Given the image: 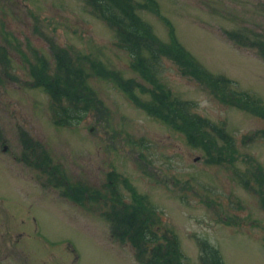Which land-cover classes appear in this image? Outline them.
I'll return each instance as SVG.
<instances>
[{
    "label": "rangeland",
    "instance_id": "obj_1",
    "mask_svg": "<svg viewBox=\"0 0 264 264\" xmlns=\"http://www.w3.org/2000/svg\"><path fill=\"white\" fill-rule=\"evenodd\" d=\"M156 2L157 10L139 12L160 39L171 40L170 21L197 62L234 80L229 91L245 90L264 103V54L227 34L264 37V0ZM58 53L90 71L96 98L94 110L73 124L55 122L54 99L34 79L42 62L57 71ZM89 57L105 70L91 72ZM154 64L172 95L232 139L225 143L210 127L218 156L140 103L152 98V84L89 0H0L2 264H143L139 249L115 233L118 217L138 206L151 231L175 236L191 264H213L205 243L218 248L222 264H264V117L169 57ZM109 69L143 84L134 86L139 102ZM228 148L229 158L214 160ZM46 155L62 174L40 164ZM59 177L86 188V198L64 194Z\"/></svg>",
    "mask_w": 264,
    "mask_h": 264
},
{
    "label": "trees",
    "instance_id": "obj_2",
    "mask_svg": "<svg viewBox=\"0 0 264 264\" xmlns=\"http://www.w3.org/2000/svg\"><path fill=\"white\" fill-rule=\"evenodd\" d=\"M98 13L115 27L119 41L132 56V66L139 71L141 76L152 84V98L149 101L140 102L145 109L160 119L168 123H173L177 128L183 130L188 135L189 140L194 145H202L210 155L218 156L221 148L218 140L212 134L210 127L216 129L221 137L226 139L225 143L231 145V138L224 131L207 118L189 110L186 104L171 94L170 89L158 80L155 62L166 56L180 66L185 74L196 77L223 98H234L238 105L250 108L252 111L264 117V103L251 96L245 90L232 88L229 91V82L234 80L225 76L215 75L204 68L190 52L178 41L174 34V28L170 25L171 40L164 41L155 33L152 25L140 14L141 8H152L157 10L156 0H89ZM227 34L239 43L250 46H257L264 54V37H252L242 30H227ZM57 71L49 73L46 70L45 62L40 63L33 71L35 83L42 85L54 99V120L58 124H73L79 121L88 111L94 110L96 98L90 87L87 85V71L83 65L70 59L64 54H57ZM91 72L102 73L103 65L96 59L88 58ZM108 76L115 78L116 83L124 89L132 99H137L138 94L134 86L137 84L134 79L122 78L117 70L109 69ZM137 84V85H136ZM139 102V99H137ZM92 106V107H91ZM99 106V105H97ZM218 148V149H217ZM229 149V148H228ZM231 150L221 157L228 158L232 155ZM40 164L46 168H51L53 172L62 171L56 164H51L48 155L44 157ZM52 165L53 167H49ZM59 170V171H58ZM59 174V175H60ZM58 177V176H57ZM60 178V177H59ZM58 178L57 184L63 183L66 186L64 194L81 201L86 198V188L79 185H72ZM140 203V202H139ZM130 207V206H129ZM141 208L133 207L126 216H119L115 233L122 241L129 240L139 249L138 256L143 264H191L184 260L179 241L175 236L167 233L156 234L150 226V219L140 216ZM127 212V211H126ZM151 231V232H150ZM150 232V233H149ZM206 244V258L212 257L213 264H222V258L218 248ZM147 247V248H146Z\"/></svg>",
    "mask_w": 264,
    "mask_h": 264
},
{
    "label": "flooded vegetation",
    "instance_id": "obj_3",
    "mask_svg": "<svg viewBox=\"0 0 264 264\" xmlns=\"http://www.w3.org/2000/svg\"><path fill=\"white\" fill-rule=\"evenodd\" d=\"M3 262L2 261H0V264H2Z\"/></svg>",
    "mask_w": 264,
    "mask_h": 264
}]
</instances>
